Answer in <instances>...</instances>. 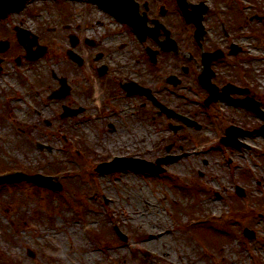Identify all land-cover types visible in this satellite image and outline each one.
I'll return each instance as SVG.
<instances>
[{"label": "rangeland", "instance_id": "rangeland-1", "mask_svg": "<svg viewBox=\"0 0 264 264\" xmlns=\"http://www.w3.org/2000/svg\"><path fill=\"white\" fill-rule=\"evenodd\" d=\"M202 1L209 6V24L227 25V66H218L215 83L247 88L264 110V0ZM39 21L42 44L49 49L43 58L17 65L6 59L12 54H0V174L52 176L51 183L62 190L27 182L0 185V264H264V137L240 135V149L221 143L226 126L252 131L264 122L229 103L205 106L208 93L197 76H184L180 68L195 62L189 54V49L198 54L192 41L182 44L180 60L162 59L164 74H181L184 86L173 89L167 83L160 93L200 127L183 125L174 133L168 124L180 122L115 88L118 72L112 81L99 82L90 69L84 74L69 59L58 14ZM50 23L57 28L54 34L45 30ZM232 45L241 48L236 56ZM136 56L128 75L140 73L155 86L162 82L160 70L150 72ZM196 72L200 75V69ZM55 77L66 78L71 87L65 99H48L60 87ZM64 106L84 112L63 118ZM127 109L131 113L125 114ZM7 140L14 146L11 153ZM169 155L181 158L159 176L131 169L95 171L112 156L155 162ZM238 187L245 196H238ZM138 188L150 190L148 198L157 207L140 225L122 214L134 205ZM149 228L165 233L160 243L170 247L171 260L164 258L160 243L140 246L138 237ZM246 228L255 233L253 239L245 237Z\"/></svg>", "mask_w": 264, "mask_h": 264}, {"label": "flooded vegetation", "instance_id": "flooded-vegetation-1", "mask_svg": "<svg viewBox=\"0 0 264 264\" xmlns=\"http://www.w3.org/2000/svg\"><path fill=\"white\" fill-rule=\"evenodd\" d=\"M2 1L1 13L4 16L0 18V43L3 45L0 47V54H12L6 59L20 65L22 61L29 62L30 56L34 57L35 53L38 55L40 46H45L42 44L44 31L37 28L39 20H44V17L50 19L56 13L59 26L64 32L62 40L70 49L74 47V51L79 54V65L75 64L82 72L87 74L90 69L92 78L99 82L111 80L109 77L118 72L113 82L115 88L122 89L126 96L141 97L144 105L155 107L147 95L148 90L153 92L159 102L173 105L172 100L167 101L164 93H160L161 85L167 87L168 83L173 89H179L184 86V79L176 72L165 75L162 59L170 55L180 60L182 44L186 40L192 41L198 54L195 57L194 51L189 49L195 62L180 67L184 76L191 74L193 77L194 73L198 78L196 71L203 70V54L207 52L220 53L212 62L214 70L217 71L220 64L227 66L226 22H222L220 26L209 24L207 11L203 16L206 32L201 38H197L195 25L185 20L177 0H27L21 10L20 2L23 0ZM191 5L189 3L188 9H191ZM217 28L220 35L215 37ZM45 30L54 34L57 28L50 23ZM169 38L175 41V46L169 43ZM220 40L223 41L222 44ZM164 46L177 49L168 52L164 51ZM45 48L44 55L49 52L48 47ZM136 54L140 62L147 64L150 72L160 70L162 82L157 81L155 86L140 73L138 77L128 75L129 62L136 61ZM195 63L199 65L196 71ZM169 75L177 78L174 86L169 83ZM225 84L227 82L218 85L223 87ZM127 85L131 86L132 95L128 94L125 88Z\"/></svg>", "mask_w": 264, "mask_h": 264}, {"label": "water", "instance_id": "water-1", "mask_svg": "<svg viewBox=\"0 0 264 264\" xmlns=\"http://www.w3.org/2000/svg\"><path fill=\"white\" fill-rule=\"evenodd\" d=\"M180 1V4H181V7L183 8V10L185 11L186 10V6L184 4V0H179ZM186 15H188L186 12H185ZM197 14V13H195ZM194 14V15H195ZM192 14V16L194 17V20L196 21L197 20V16H194ZM199 20H200V16H199ZM199 20H197V22H199ZM41 54V52L39 53ZM37 54H34V57H36ZM38 56V55H37ZM208 66H209V63H208ZM207 66V73L205 75V77L203 76L202 77V84L208 88L212 95H213V92L215 93L216 90H214V87L210 86V76L212 75V73L210 72L209 68ZM209 71V72H208ZM63 83V89L64 90L63 92L61 93H55V96H61L62 94H66L68 92V87L67 85L65 84L64 81H62ZM228 90V88H227ZM214 99H216V97H214ZM210 101L212 100V98L209 99ZM217 100V99H216ZM241 105H244L246 106L247 108L253 110L254 112H256L257 114H259L263 119H264V113L262 111L259 110V108L255 107V106H250L248 104H246V102H241L239 103ZM168 112V115L169 116H175V114L171 111H167ZM77 113V112H76ZM70 114H75V113H71ZM184 120V122H186L188 125H192L193 123L191 121H189L188 119L186 118H182ZM235 131H237V129L235 128H230L227 130V138H225L223 140V142L227 143V144H233V145H236V146H240L239 144H237L235 141H233L232 139L235 138L237 135L235 133ZM256 133H259V134H264V126L256 131ZM178 158H166V159H159L158 160V166H155L154 164L152 163H147V162H140V163H135L137 165H133V166H129L130 168H134L135 170L137 171H141V172H151V173H155V174H160L162 173L164 170L160 167L161 164L163 163H169L173 160H177ZM115 162H123V160H116ZM132 162V161H130ZM111 164H105V165H101L99 166L98 168V171L101 172V173H107V172H112V171H115V170H122L126 167H110ZM19 181H28V182H32L38 186H41V187H49V188H52L54 190H61V187L60 186H54L51 184V178H46V177H43V176H27V175H22V174H16V175H12V176H8V177H5V178H2L0 179V183H5V182H19ZM246 234L247 235H252L253 233L249 232V231H246Z\"/></svg>", "mask_w": 264, "mask_h": 264}, {"label": "bare ground", "instance_id": "bare-ground-1", "mask_svg": "<svg viewBox=\"0 0 264 264\" xmlns=\"http://www.w3.org/2000/svg\"><path fill=\"white\" fill-rule=\"evenodd\" d=\"M7 81H9L7 79ZM5 84V81L2 82ZM12 103H15L14 101ZM131 110V109H130ZM129 109H127L124 113L129 114L131 113ZM113 111V110H111ZM123 112V111H122ZM127 140V138H124ZM8 147L11 153V150H13V145L12 143L7 140ZM127 181H129L132 185H136V179L132 178L131 173H125L122 175ZM133 203L134 205L130 206V209L128 211H123L122 214L127 218V220L134 222L135 224L140 225L142 222L145 221H150V213L151 211H156L157 207L154 202H152L149 198L148 195L151 194L150 190L143 191L140 188H138V191H133ZM167 236L165 235L164 232H157L156 229L151 228L147 229L146 231H142V235L138 237V243L140 244L141 247H149V248H155L156 246H159L158 243H160L163 239H165ZM161 243L160 246L161 247ZM162 246L161 252L164 256L165 259L171 260V255H169V249L170 247Z\"/></svg>", "mask_w": 264, "mask_h": 264}]
</instances>
